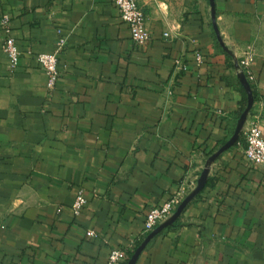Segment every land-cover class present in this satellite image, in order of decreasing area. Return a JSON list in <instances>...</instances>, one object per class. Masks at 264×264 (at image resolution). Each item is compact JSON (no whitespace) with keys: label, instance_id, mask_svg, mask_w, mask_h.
<instances>
[{"label":"crops","instance_id":"obj_1","mask_svg":"<svg viewBox=\"0 0 264 264\" xmlns=\"http://www.w3.org/2000/svg\"><path fill=\"white\" fill-rule=\"evenodd\" d=\"M139 2L147 46L114 0H0L22 51L13 70L0 30V264H107L112 248L142 243L148 212L191 192L234 134L247 52L255 102L239 141L136 264H264V168L244 154L250 122L264 135V0H215L229 51L210 0ZM58 30L66 49L50 89L34 55L55 52Z\"/></svg>","mask_w":264,"mask_h":264},{"label":"built area","instance_id":"obj_2","mask_svg":"<svg viewBox=\"0 0 264 264\" xmlns=\"http://www.w3.org/2000/svg\"><path fill=\"white\" fill-rule=\"evenodd\" d=\"M119 9L122 20L129 26L133 41L139 46H147L151 43L153 36L148 28L147 15L139 0H114ZM0 30L4 34L3 50L10 60V66L15 70L19 64L22 56L17 40L13 34L12 18L8 13L0 15ZM59 31V39L57 42V49L54 53H37L34 55L38 66L43 69L48 76V87L53 89L60 77L59 58L61 53L66 49V39ZM165 37L170 34L166 32ZM198 61H203V56L198 54ZM253 61V54L247 52L240 60V72H244L250 84L255 83V76L251 71V64ZM177 68L182 71L187 70V65L182 61H177ZM170 95L173 91H168ZM246 144L244 147V154L246 158L264 168V135L260 123L257 120L250 122L249 127L245 131ZM197 182L190 184V189H194ZM190 193V192H189ZM187 190L183 194L175 196L166 201L160 206L153 207L147 214L145 219V226L143 230V237L148 236L157 226L170 218L180 203L189 194ZM88 203L86 193L81 189L73 204L74 213L79 216L83 208ZM89 237L96 236L95 231L87 233ZM129 259L127 249L112 248L109 254L107 264H121Z\"/></svg>","mask_w":264,"mask_h":264},{"label":"water","instance_id":"obj_3","mask_svg":"<svg viewBox=\"0 0 264 264\" xmlns=\"http://www.w3.org/2000/svg\"><path fill=\"white\" fill-rule=\"evenodd\" d=\"M211 3V8H212V18H213V24L215 31L217 33L218 39L221 43V45L225 48V50H228V48L225 46L224 41L220 35V31L217 25V16H216V6H215V0H210ZM229 51V50H228ZM238 68H239V64ZM239 78L245 87L247 94H248V104L242 115L240 116L235 132L232 135V137L218 150L215 154H213L206 166L204 167L199 179L197 186L184 198V200L180 203L174 214L168 218L166 221L161 223L159 226H157L152 232L148 234V236L145 238V240L140 244V246L136 249L135 253L132 255V257L129 259L127 264H136L141 253L143 250L146 248V246L149 244V242L156 237L158 234L163 232L165 229L173 225L179 218L180 216L184 213L188 205L196 198L198 194H200L203 189L206 187L208 179H209V174H210V167L213 162H215L223 152L227 151L231 147H233L240 139L241 133L243 132V129L245 127V124L247 122L248 115L250 111L253 109L255 98L253 94V89L248 81L246 75L244 72H239Z\"/></svg>","mask_w":264,"mask_h":264},{"label":"trees","instance_id":"obj_4","mask_svg":"<svg viewBox=\"0 0 264 264\" xmlns=\"http://www.w3.org/2000/svg\"><path fill=\"white\" fill-rule=\"evenodd\" d=\"M141 242H136L132 249L127 250L128 257L131 258L132 255L135 253L136 249L140 246Z\"/></svg>","mask_w":264,"mask_h":264}]
</instances>
